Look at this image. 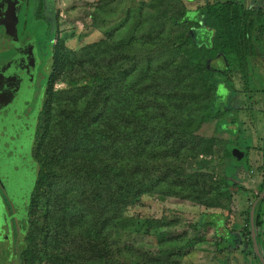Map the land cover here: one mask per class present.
I'll return each instance as SVG.
<instances>
[{
    "label": "rangeland",
    "instance_id": "1",
    "mask_svg": "<svg viewBox=\"0 0 264 264\" xmlns=\"http://www.w3.org/2000/svg\"><path fill=\"white\" fill-rule=\"evenodd\" d=\"M214 2L34 0L30 29L36 31L41 50L42 87L35 110L43 103L49 80L47 112L34 147L44 171L30 204L31 228L21 233L25 245L19 246L20 237L12 239L8 229L0 249L13 251L15 258L1 252L0 264H264V138L248 147L238 135L219 133L216 121L197 129V117L206 114L204 104L212 92L202 95L197 80L201 74L183 73L193 70L196 60L184 61L185 45L174 46L186 28L174 26L171 19L187 7ZM174 61L183 71L171 72ZM260 62L253 59L248 72ZM159 64L164 68L159 70ZM103 87L108 101L100 111L93 90ZM161 87L166 92H160ZM243 92L252 103L245 123L222 109L219 119L236 122L240 129L259 126L256 119L264 112L254 106L262 93L251 91L249 84ZM219 95L226 100L224 88ZM100 113L119 125L127 119L133 136L146 123L144 134H155L160 142L147 144L146 175H136L142 187L132 193L120 192L114 159L112 165L97 155L104 131L90 123L101 118ZM191 117L196 120L189 128L185 121ZM70 129L80 141L67 143ZM191 130V138L176 144L183 134L173 131ZM235 145L248 148L247 158L236 162L228 157ZM132 160L136 168L140 162ZM33 165L34 172L16 167L25 211L37 176L36 162ZM173 167L178 171L168 174ZM221 190L231 192L230 197ZM134 193L139 194L132 199ZM256 202L262 261L250 241ZM211 214L227 219L231 238L223 252L215 228L202 222Z\"/></svg>",
    "mask_w": 264,
    "mask_h": 264
},
{
    "label": "trees",
    "instance_id": "2",
    "mask_svg": "<svg viewBox=\"0 0 264 264\" xmlns=\"http://www.w3.org/2000/svg\"><path fill=\"white\" fill-rule=\"evenodd\" d=\"M171 21L176 27L186 28L183 33L176 37L174 46L185 45L186 54L183 57L184 61L196 60L193 70L185 71L183 73L185 75H190L195 72L201 74L197 80L201 84L198 85L202 87V95L205 96L210 91L212 92L209 101L204 104L206 114L197 117V119H200L197 123V129H201L203 125L209 121H216V130L219 133L229 131L232 135H238L241 132V129L236 122L227 124L226 122H222L223 120L219 119L221 117V105H224V100L219 95L220 88H224L226 90L227 98L230 94V89L225 86L224 81L217 79L215 76L217 74L222 76L227 75L231 68V61L229 59L230 55L236 56L240 73L245 80H247L248 67L253 62V59L264 61V12L248 9L241 0H230L227 2L207 5L192 11L183 9L179 16L172 18ZM51 61L53 60L51 59L50 62ZM173 63L171 72L183 71H180V67L176 66L175 61ZM158 67L159 70L164 68L162 64H159ZM46 85L47 87L45 89L44 100L39 113L38 123L35 128L32 146L33 159L37 165V176L34 189L29 199V211L31 200L34 196H36L37 186L41 182V175L44 171V165L34 156V147L39 138L44 115L47 112L46 108L49 96V80H47ZM246 89L247 87L245 90ZM159 91L164 93L166 92V89L161 87V90L159 89ZM93 92H95L98 97V100L95 102L101 111L102 108L105 107V103L108 101V89L105 87L97 88L94 89ZM166 95L170 94L166 93ZM222 111L224 114L227 110L222 109ZM100 117L101 118L95 119L90 123V127H94L96 130L103 129L104 131V138L98 145L97 155L100 160H108V162L112 165V160L114 159V164L116 166L115 176L121 180L120 192L124 194L125 192L126 194L132 193L131 191L134 188L137 189L138 187H142V182H140L139 178L136 179L135 177L140 173L145 174L143 163L145 162L144 155L146 154L147 144L150 142L158 144L160 142H158V138L156 139L154 133V135L150 137H147L144 134V130L147 129L146 123L144 124V130L138 131L133 136L128 130L129 121L127 119L121 120V124L119 125L117 122L114 123L110 117L103 118L101 113ZM195 120L196 119L191 117L185 122L190 128L195 123ZM87 126L89 127V125ZM69 131H71V129ZM150 131L153 132L154 130L150 129ZM179 133L183 134V137L177 138L176 144L183 143L185 139L191 138L194 134L191 130L190 132L173 131L172 135H177ZM135 136L137 144L133 145V137L135 138ZM75 140L80 141L81 138H79L77 131H71V134L68 136L67 143L73 144ZM131 152L134 153V157H132ZM248 152V148H241L235 145L228 149L227 155L230 158L233 157L236 162H239L247 158ZM135 157L137 158L136 161L141 163H138L136 168L132 167V159ZM173 168L175 170H171L172 168H170L168 174H173L178 171L177 167ZM167 177H169V175ZM141 178H143V176H141ZM221 193L229 195V197L231 194V192L224 190H221ZM138 194L139 193L132 194V199ZM255 218V226L258 228L260 223L257 213L255 214ZM29 219L30 216L27 221L28 225L26 227V234L31 228ZM226 220L227 219L223 215L211 214L204 216L202 221L204 226L215 228V234L221 239L218 247L222 252L226 250L228 245L226 242L231 238V232L225 226ZM257 240L259 241L258 236ZM250 241L253 243L251 232ZM24 245L25 244L22 240L19 246L24 247Z\"/></svg>",
    "mask_w": 264,
    "mask_h": 264
},
{
    "label": "flooded vegetation",
    "instance_id": "3",
    "mask_svg": "<svg viewBox=\"0 0 264 264\" xmlns=\"http://www.w3.org/2000/svg\"><path fill=\"white\" fill-rule=\"evenodd\" d=\"M33 2L34 0H0V54L3 55L0 58V73L3 75L0 78V88L4 94H1L3 96L0 99V127L3 126L9 136L27 133L25 127L31 123V116L42 90V87L38 88L41 50L36 31L30 29ZM46 87L47 85L45 89ZM38 119L39 115L36 125ZM17 168L13 159L9 162L0 161V239L6 238L10 229L12 239L19 236L21 242V233L28 225L29 209L26 208L25 211L18 189L14 191L13 183L17 184L16 181L19 180ZM3 184L10 186L9 194ZM12 197L19 199L13 202ZM1 252L4 257L13 256V251L0 249Z\"/></svg>",
    "mask_w": 264,
    "mask_h": 264
},
{
    "label": "crops",
    "instance_id": "4",
    "mask_svg": "<svg viewBox=\"0 0 264 264\" xmlns=\"http://www.w3.org/2000/svg\"><path fill=\"white\" fill-rule=\"evenodd\" d=\"M230 0H215L213 4L215 3H222L227 2ZM248 9H252L255 11H262L264 12V0H244L243 2ZM206 6V5H205ZM194 9H188L187 10H197L204 6H195ZM229 59L231 61V68L228 71L226 76H222L217 74L215 77L221 81L225 82V86L228 89H231V93L228 95V98L224 100V105H221L223 110H227V112L236 119L237 122L240 124H244L247 117H249V108L252 109V103L249 104L248 99L246 100L247 94L243 92L244 88H246L249 84V87L252 91L255 90V92H261L262 93V100L255 104L254 107H257V109L262 110V113L264 112V61L260 60L261 64H259V68L256 66L254 69L248 72L247 80L243 78L242 74L239 70V64L238 60L235 55H230ZM228 84V85H227ZM230 87V88H229ZM261 113V114H262ZM263 115V114H262ZM252 117V116H251ZM256 118L252 117L250 118L251 122H253ZM260 122V123H259ZM256 123H259V126L257 124H251L246 128L243 125H241V133L238 134L240 137V143L244 142L249 144L248 147H254L256 144L253 142L256 140L257 142H261L260 138H264V116L263 117H257ZM252 128V133L249 134V129ZM263 132V134H261ZM241 143V144H242ZM253 145V146H252ZM253 149V148H252ZM252 152H255L253 150Z\"/></svg>",
    "mask_w": 264,
    "mask_h": 264
},
{
    "label": "water",
    "instance_id": "5",
    "mask_svg": "<svg viewBox=\"0 0 264 264\" xmlns=\"http://www.w3.org/2000/svg\"><path fill=\"white\" fill-rule=\"evenodd\" d=\"M3 77V75L0 73V78ZM1 94H3V90L0 88V99ZM41 103L39 104V106L36 108L34 114L31 116V123H27L28 126L25 127L26 129V134H21V133H15L14 136H9V134L6 132L3 128V126L0 127V161H7L9 162L10 159H13V164L15 167H19L21 168L24 167L25 170L29 169V167L32 168V171L34 172L35 168L33 163L34 159H33V155H32V146H33V139H34V134H35V128H36V120L37 117L40 113L41 110ZM10 164V163H9ZM21 164V165H20ZM34 169V170H33ZM2 172V171H1ZM9 172V171H8ZM16 180H17V176H16ZM9 181V179H8ZM4 183V182H3ZM4 185V189L7 191V193L9 194V187L6 184ZM13 187H14V191L16 192V188H17V184L13 183ZM19 192V189H18ZM264 194V192H263ZM19 199V198H18ZM17 198L12 197L11 200L13 202H17L18 201ZM30 199V198H29ZM256 206H257V202L254 204L253 208H252V212H251V218H250V223H251V236L253 239V245H254V249L256 252L257 257L262 261V256L259 250V246H258V240H257V232H256V227L254 224V216H255V210H256Z\"/></svg>",
    "mask_w": 264,
    "mask_h": 264
}]
</instances>
